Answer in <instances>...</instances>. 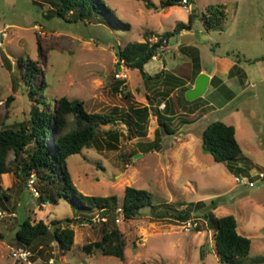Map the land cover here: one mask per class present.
<instances>
[{"label":"rangeland","instance_id":"obj_1","mask_svg":"<svg viewBox=\"0 0 264 264\" xmlns=\"http://www.w3.org/2000/svg\"><path fill=\"white\" fill-rule=\"evenodd\" d=\"M104 1L120 21L129 24L128 29L109 24L103 14L78 22L54 17L55 0H0V115L6 116L2 127L17 128L29 118L34 98L19 64L20 57H28L42 69L44 96L52 106L66 96L84 101L89 112L114 113L122 119L117 125L102 126L97 144L69 158L77 190L88 196L115 195L122 203L125 188L134 186L151 193L152 205L131 220L112 212L104 220L97 210L87 212L59 197L63 183L58 180L51 184L35 176L33 188L39 193L35 195L31 178L19 177L15 171L1 174L0 264H221L215 228L204 221L213 200L219 208L212 214L235 216L238 232L252 240L250 254L240 264H264V0H192L189 11L181 5L163 8L165 0H150L151 9L141 0ZM211 6H223L226 17L221 26L207 29ZM190 12L196 15L193 29L168 39L160 60H151L146 69L155 76L166 68L165 76H182L190 87L194 75L179 47L194 45L205 70H215L221 81L210 82L205 94L191 103L182 101L181 89L169 95L175 114L169 124L175 134L157 136L160 129L153 114L146 136L129 133L132 127L125 121L130 111L152 106L149 97L154 105L160 104L168 85L163 79H145L128 66V78L119 79L123 67L117 66L118 46L154 42L177 23H187ZM215 121L235 127L242 148L239 159L217 163L203 149L202 133ZM108 131L117 132V140L106 135ZM27 156L22 154L18 163ZM248 181L255 186L249 187ZM202 201L206 206L197 205ZM183 208L192 210L190 231L189 220L171 217ZM28 217L49 226L56 220L77 219L71 224L72 248L64 251L49 238L48 244L27 249L29 262L15 260L12 251L20 248L16 233ZM111 228H118L123 236L125 260L84 252V245L101 240Z\"/></svg>","mask_w":264,"mask_h":264},{"label":"trees","instance_id":"obj_2","mask_svg":"<svg viewBox=\"0 0 264 264\" xmlns=\"http://www.w3.org/2000/svg\"><path fill=\"white\" fill-rule=\"evenodd\" d=\"M55 1L57 10L52 13L54 17L78 22L95 14H103L109 24H124L127 29L129 28V24L120 21L114 10L104 0ZM141 1H144L149 9L154 7L150 0ZM181 2L182 0H165L162 1V7L182 6ZM69 15L75 16L73 18ZM207 17V24L209 25L207 29H209L211 26H221L226 13L223 6H211L208 8ZM195 21L196 15L190 12L187 23H177L172 31H165L157 36L154 42L148 39L145 42L133 41L123 47L118 46L117 66L121 68L122 64H125L129 68L138 69L145 79H163V83L168 85V90L162 94V98L159 100L160 104L154 105L151 97H149V105L152 106L133 108L130 111L129 118L125 121L132 127V129L129 128V133L134 130L136 135L146 136L147 122L150 115L153 114L157 117L160 129V132L156 134L157 136L175 134L176 131L169 124V120H173L175 114L171 109L172 106L168 102V98L174 90L181 89L184 93L182 101L191 103L185 96L189 87L185 86L186 82L182 76L171 73L165 76L164 70L152 76L146 71L145 66L152 60V56L157 53L164 39L168 40L184 30H192ZM179 53L190 59V72L194 75L195 81L202 71L199 48L194 45H181ZM19 64L22 69L24 83L30 89V93L33 94L34 102L29 118L19 123L17 128L2 127L5 124L6 116L0 115V175L15 171L19 177L31 178L37 176L39 179L51 184L58 180L63 183V187L58 191L59 197L68 199L87 212L97 210L102 219H107L111 212L122 216L124 220H131L142 215L140 210L152 205V195L149 191L128 186L124 190L122 203H119V199L115 195L88 196L77 190L69 171L68 161L71 156L97 144L102 126L117 125L122 119L114 113L89 112L84 101L70 100L66 96L60 97L55 106H52L44 96L43 84L45 82L42 80V69L39 67L38 62L22 56L19 59ZM218 81L221 80L217 76H214L211 80L213 84L218 83ZM161 103H164L162 110L159 108ZM107 133L109 134L106 135H109L111 139L117 140V132L108 131ZM107 144L110 148L115 147L114 144L109 142ZM202 147L209 150L217 163L237 160L242 154V148L236 139L235 127L222 121L212 122L204 129ZM25 152L28 154L27 159L19 164L18 161ZM12 155L15 157L14 162H11ZM198 203L199 206H206L203 201ZM218 206L217 201L213 200L204 214L206 224L215 228L216 255L221 264H240V259L250 254L252 240L238 232V223L235 216L226 215L216 218L212 212ZM182 207L185 206L182 205ZM191 213L192 210L183 208L178 214L171 217L177 221L185 222L191 218ZM80 219L92 221V219L83 217H80ZM76 220H56L52 226H49L43 221L33 223L31 218L28 217L16 233V244L22 248L35 249L37 245L46 244V241L50 238L56 241L64 251L69 250L74 244L75 237L71 224ZM104 223L106 224V222ZM197 231L201 230L197 229ZM124 247L125 244L120 230L111 228L104 231L101 240L84 245L83 250L88 255L100 252L103 255L125 260ZM140 264L148 263L141 262Z\"/></svg>","mask_w":264,"mask_h":264},{"label":"built area","instance_id":"obj_3","mask_svg":"<svg viewBox=\"0 0 264 264\" xmlns=\"http://www.w3.org/2000/svg\"><path fill=\"white\" fill-rule=\"evenodd\" d=\"M191 2L192 0H182L181 4L182 6L187 10L189 11L190 9V5H191ZM168 42L167 39H164L163 40V43L162 45L159 47L158 51L156 54H154L152 56V60H159V58L161 57V54L162 52H164L166 50V43ZM122 71H120L118 74H117V77L121 80H125L128 78V74L127 72L125 71V67L126 65L125 64H122ZM35 179L36 177L35 176H32L31 179L29 180V186L31 188V190L34 192L35 195H38V191L33 188V184L35 183ZM236 181L237 182H242V180L240 179V177H236ZM248 186L249 187H254L255 186V182L254 181H248L247 182ZM105 220V219H104ZM93 221V220H92ZM190 221V219H189ZM189 221H185V223L189 222ZM193 226L191 225V221L188 223V225H186V229L187 231H190L191 228ZM194 227H196V224L194 225ZM30 252L29 250H27L26 248H22L20 247L19 249H14L12 251V257L15 259V260H19L21 262H29V257H30Z\"/></svg>","mask_w":264,"mask_h":264},{"label":"water","instance_id":"obj_4","mask_svg":"<svg viewBox=\"0 0 264 264\" xmlns=\"http://www.w3.org/2000/svg\"><path fill=\"white\" fill-rule=\"evenodd\" d=\"M210 81L211 77L208 74L200 73L195 80L194 88L186 92V99L188 101H193L202 97L207 91ZM206 151L209 152L208 149Z\"/></svg>","mask_w":264,"mask_h":264},{"label":"crops","instance_id":"obj_5","mask_svg":"<svg viewBox=\"0 0 264 264\" xmlns=\"http://www.w3.org/2000/svg\"><path fill=\"white\" fill-rule=\"evenodd\" d=\"M183 56V55H182ZM183 57H185V59H184V63L186 62V63H189L190 62V59L188 58V57H186V56H183ZM160 60V59H159ZM201 67H202V71H201V73H206V74H208L210 77H211V79L214 77V76H217V74H216V71L214 70V71H212V73H209V72H207L206 70H205V68L203 67V65L201 64ZM145 69H146V66H145ZM163 70L165 71L166 70V68H163ZM146 71H147V69H146ZM148 72V71H147ZM149 73V72H148ZM151 75V74H150ZM197 78V77H196ZM196 80V79H195ZM211 82V81H210ZM194 84H195V81H193V83H192V85L189 87V89L188 90H190V89H192V88H194ZM164 104V103H163ZM163 109V108H162ZM219 208V207H218ZM217 208V209H218ZM216 209V210H217ZM238 223V222H237ZM237 230H238V228H237ZM244 234V236H247V233H243ZM218 258V257H217Z\"/></svg>","mask_w":264,"mask_h":264}]
</instances>
